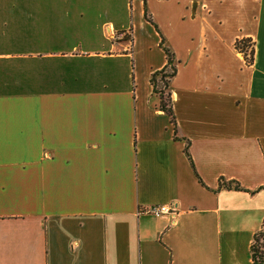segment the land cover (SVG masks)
I'll list each match as a JSON object with an SVG mask.
<instances>
[{
	"label": "crops",
	"instance_id": "obj_1",
	"mask_svg": "<svg viewBox=\"0 0 264 264\" xmlns=\"http://www.w3.org/2000/svg\"><path fill=\"white\" fill-rule=\"evenodd\" d=\"M263 220L264 0H0V264H252Z\"/></svg>",
	"mask_w": 264,
	"mask_h": 264
},
{
	"label": "trees",
	"instance_id": "obj_2",
	"mask_svg": "<svg viewBox=\"0 0 264 264\" xmlns=\"http://www.w3.org/2000/svg\"><path fill=\"white\" fill-rule=\"evenodd\" d=\"M249 44L250 42L248 40L243 39L236 41L234 47L237 51L243 52ZM160 46L162 47V50L166 56V64L162 69L151 73L149 83L152 88V93L158 98V110L168 116L170 124L173 127L174 137L177 138L176 122L172 110L169 91L170 82L176 74L175 61L173 54L168 48L163 46L162 42ZM249 54L251 57V62L253 54L252 47ZM184 154L193 168V164L188 153V142L185 144ZM219 185L220 187H225L227 189H240L238 184L232 185V183H226V181L223 179H220ZM250 260L252 264H264V220L262 221L259 230L254 233L252 237L250 244Z\"/></svg>",
	"mask_w": 264,
	"mask_h": 264
},
{
	"label": "built area",
	"instance_id": "obj_3",
	"mask_svg": "<svg viewBox=\"0 0 264 264\" xmlns=\"http://www.w3.org/2000/svg\"><path fill=\"white\" fill-rule=\"evenodd\" d=\"M129 40V34L126 35ZM123 38V35H118L117 33L110 34V40L111 41H117ZM240 53V57L244 58L246 61V64L250 63V54L248 53L245 55L243 52L238 51ZM143 214H147L153 217H162V216H168L173 217L176 214V209L170 205H155L151 206L149 208H145L141 211Z\"/></svg>",
	"mask_w": 264,
	"mask_h": 264
},
{
	"label": "rangeland",
	"instance_id": "obj_4",
	"mask_svg": "<svg viewBox=\"0 0 264 264\" xmlns=\"http://www.w3.org/2000/svg\"><path fill=\"white\" fill-rule=\"evenodd\" d=\"M250 49H251V44H249V45L247 46V48H245V50L243 51V53H244L245 55H247L248 53H250Z\"/></svg>",
	"mask_w": 264,
	"mask_h": 264
}]
</instances>
